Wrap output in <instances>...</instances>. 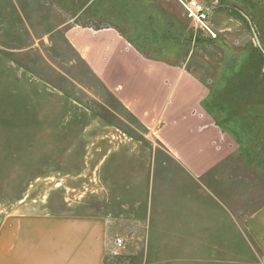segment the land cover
<instances>
[{"label":"crops","instance_id":"obj_1","mask_svg":"<svg viewBox=\"0 0 264 264\" xmlns=\"http://www.w3.org/2000/svg\"><path fill=\"white\" fill-rule=\"evenodd\" d=\"M200 1L217 35L235 29L219 0ZM176 5L0 0V176L35 144L14 131L34 128L37 94L65 128L48 160L77 146L63 175L90 167L97 181L94 200L5 219L0 264H108L117 237L162 264H264V158L209 105L218 74Z\"/></svg>","mask_w":264,"mask_h":264},{"label":"rangeland","instance_id":"obj_2","mask_svg":"<svg viewBox=\"0 0 264 264\" xmlns=\"http://www.w3.org/2000/svg\"><path fill=\"white\" fill-rule=\"evenodd\" d=\"M228 1L219 0L217 4L220 5V11L227 13L228 18L226 19L228 20V24H230L229 18H231L230 21L234 24L235 29H232L231 32L224 31L218 34L217 39H212L206 37L199 29L190 25L189 28L194 32V38L192 39L194 42H192L193 46L197 49L195 55L198 58H202L199 64L203 65L202 67L206 69L208 67L218 74L219 80L216 81L214 90L220 93L216 99L212 95L208 99V103L212 101V104L216 103L224 107V111L220 109L217 111L216 108H213L216 111L215 114L225 122L226 120L233 119L235 123L232 122L233 125L229 131L238 140L241 139L245 142L243 145L244 150L250 154L258 152L264 158V110L252 107L246 108L249 105L257 106L256 103H259L260 100L259 92H256L257 94L251 92V89H255L256 86L249 83L255 80L253 75L257 72L256 61L254 59L251 60L248 56L246 64V61L243 60L246 55L244 57L242 56V58L233 57L231 59V56H226L227 50L225 49L226 44L233 45V50H237L230 52H233V55L239 54L248 46L252 45L254 41L252 34L242 21L238 20L235 14L230 16L231 13L223 8L224 4ZM235 1L238 0H232V2ZM205 2L207 4L208 0ZM175 3L177 4L176 7L180 9L176 0ZM208 56H210V59ZM249 66L251 67L249 68ZM253 66L254 68H252ZM248 71L251 72V75ZM232 75L233 78L227 83L228 77L231 78ZM251 79L252 81H250ZM230 83L232 85H229ZM228 89H231L230 92L233 96L231 101H229ZM246 89H250V92L246 91ZM35 93H37L36 90ZM36 95L34 128L27 129L20 127L18 131H14L23 140H32L35 144L15 146V148L21 150L19 154L21 159H12L1 163L3 169L6 168L8 170L5 176H0V226L5 219L18 220V214L48 211L49 204H52L51 206H54L56 202L74 204L87 199L94 200L95 198L97 181L95 175L92 174L94 168L91 169L89 167L87 171L86 169L83 170L85 173L83 172L80 177L70 176L66 178L63 175L66 171H76L73 167H77L79 163V161L74 160L78 156L76 155L77 146H69L72 150L69 160L55 162L48 160V158L54 155L56 157L61 156L60 153L63 151L64 146L49 145L48 141L53 140V137H61L65 132V128H60L59 122L51 121L50 113H41L39 111L41 106L44 107V100L46 99L37 97ZM247 96H250V100L247 99ZM51 115L55 116V118L62 117L60 113H51ZM244 120L247 123L242 122ZM261 126L262 128L260 129ZM66 128L70 129V124ZM68 132L70 136L75 135V130H69ZM11 148L13 149V147L9 146V149ZM11 156L9 155L10 158ZM52 171L56 172V176L41 175ZM1 172L3 173V171ZM50 197L51 203L48 204ZM17 235V233L13 232L14 239L18 237ZM128 243V240L126 241L125 239V247L123 250L116 252V254L112 250L109 252L110 259L108 264H162L160 257L155 256L158 252H155L153 256L148 255V252H127ZM11 246L14 248V244ZM146 253L148 256H146Z\"/></svg>","mask_w":264,"mask_h":264},{"label":"flooded vegetation","instance_id":"obj_3","mask_svg":"<svg viewBox=\"0 0 264 264\" xmlns=\"http://www.w3.org/2000/svg\"><path fill=\"white\" fill-rule=\"evenodd\" d=\"M223 8L226 11L231 13L230 16L235 14L237 16L238 20H241L242 23L246 26V28L252 34L254 43H252V45L248 46L244 51H242V49H241L242 52L239 54L233 55V52H235L237 49L235 48L236 50H233L234 49L233 45L226 44L227 45V46H225L226 47L225 49L227 50L226 56H231V59H232L233 57L242 58V56L244 57V55H246L243 58V60L246 61V64H247L248 56L251 60L254 59V61H256L257 72L253 75V77H255V80H254L255 83L252 81V79L250 80L252 82H249V83L251 85L256 86L255 89H253V88L251 89V92H253L255 94H257L256 92H259L260 100H259V103H256L257 106H250L249 105V106H246V108L252 107V108H259L261 110H264V0H238L235 2H232V0H229L227 3L224 4ZM209 9H210V7H209ZM217 38H218V35L215 39H217ZM212 41H214V40H212ZM230 51H233V52H230ZM251 55H253V57H251ZM240 60H242V59H240ZM250 67L251 66H249V68ZM252 68H254V66ZM250 73L251 72H249V74ZM232 78H233V75L231 76V78L228 77L227 83H229ZM229 85H232V83H230ZM230 90L231 89H228V91H229L228 95L230 97L229 101H231L232 97H233L231 95ZM246 91L250 92V89L249 90L246 89ZM219 93L220 92H218L217 94L214 95V97H215L214 99H216V97L218 96ZM249 97L250 96H247L248 100H250ZM209 105L210 106L213 105V108H216L217 111H219V109L221 111L222 110L224 111V107L219 106L216 103L212 104V101L209 102ZM215 106H217V107H215ZM229 122L235 123V121H233V119H230ZM242 122L247 123L246 120H244ZM261 128H262V126L260 127V129Z\"/></svg>","mask_w":264,"mask_h":264},{"label":"built area","instance_id":"obj_4","mask_svg":"<svg viewBox=\"0 0 264 264\" xmlns=\"http://www.w3.org/2000/svg\"><path fill=\"white\" fill-rule=\"evenodd\" d=\"M183 9L184 16L189 20L194 28L199 29L206 37L215 39L217 33L209 24L210 9L200 0H178ZM115 248L112 250L114 254L120 252L125 247V239L123 237L115 238Z\"/></svg>","mask_w":264,"mask_h":264}]
</instances>
